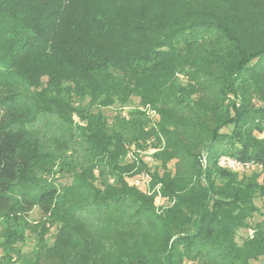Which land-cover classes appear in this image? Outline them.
I'll use <instances>...</instances> for the list:
<instances>
[{
	"label": "trees",
	"instance_id": "obj_1",
	"mask_svg": "<svg viewBox=\"0 0 264 264\" xmlns=\"http://www.w3.org/2000/svg\"><path fill=\"white\" fill-rule=\"evenodd\" d=\"M263 134L264 0H0V264L258 263Z\"/></svg>",
	"mask_w": 264,
	"mask_h": 264
},
{
	"label": "rangeland",
	"instance_id": "obj_2",
	"mask_svg": "<svg viewBox=\"0 0 264 264\" xmlns=\"http://www.w3.org/2000/svg\"><path fill=\"white\" fill-rule=\"evenodd\" d=\"M133 110H138V111H141L142 113H146L147 112L146 115H149V117L151 116L150 117L151 118L150 119L151 122L152 121H156V120H154V117L156 119H158V117L156 115H154L153 112H150L149 108L141 107L140 104L138 103V101H136L133 106H128L125 110H122V111L124 113H126V112L133 111ZM105 114L110 115V116L111 115H115L114 108H110L108 110H105ZM263 137H264V134L262 135V138ZM153 152H154V150H151L150 153H153ZM248 174H249V171H248ZM249 176L250 175H248V177ZM68 181H70V178H68L67 180H64L63 183L65 184ZM259 182L260 183H263L264 182V172H263V175L261 176ZM255 204L258 207V209H260V213H259V215H254L253 222H252L253 224L256 223V222L264 221V203H263V201L256 200L255 201ZM28 219H29L30 222L33 223V225L39 226L40 225V222L43 221V220L45 221L46 217L43 216V214L41 212H39V210L36 209V210H34V212L30 216H28ZM103 219H104V217L102 219H100V220L98 218V221H95L93 223V226L96 227V228H99V226L103 222ZM47 228H49L51 231H54L53 226L51 224H49V223H47ZM72 257H73L72 254H70L69 256H67L65 258L66 259V262L69 263L71 261V258ZM255 264H264V258L261 259L258 263H255Z\"/></svg>",
	"mask_w": 264,
	"mask_h": 264
},
{
	"label": "built area",
	"instance_id": "obj_3",
	"mask_svg": "<svg viewBox=\"0 0 264 264\" xmlns=\"http://www.w3.org/2000/svg\"><path fill=\"white\" fill-rule=\"evenodd\" d=\"M219 166H221L223 168H228V169L234 170L236 172H240V173H248V171L251 172V171H254L256 169V167H254V166L242 164L241 162L234 160V159H231L229 157L221 158L219 161ZM142 179L145 181L146 178L142 177ZM249 236L253 237V231L252 230H249Z\"/></svg>",
	"mask_w": 264,
	"mask_h": 264
}]
</instances>
